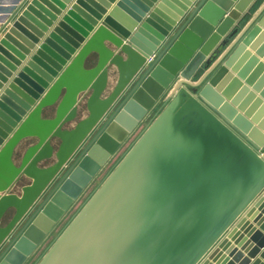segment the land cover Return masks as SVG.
Instances as JSON below:
<instances>
[{"label": "water", "instance_id": "water-1", "mask_svg": "<svg viewBox=\"0 0 264 264\" xmlns=\"http://www.w3.org/2000/svg\"><path fill=\"white\" fill-rule=\"evenodd\" d=\"M255 1L13 2L0 17V250L49 194L0 264L32 257L174 85L37 264H260L264 4L239 30ZM242 232L256 247L243 261Z\"/></svg>", "mask_w": 264, "mask_h": 264}, {"label": "rangeland", "instance_id": "rangeland-1", "mask_svg": "<svg viewBox=\"0 0 264 264\" xmlns=\"http://www.w3.org/2000/svg\"><path fill=\"white\" fill-rule=\"evenodd\" d=\"M264 0H256L250 10H248L246 16L239 23V30H241L247 25V23L252 19L254 15L260 10L263 6ZM207 70H202L198 73L197 77L192 81L193 83H198V80L205 74ZM177 85H174L169 91H167L164 96L161 98V101L156 105V107L148 113L144 120H142L139 125L132 132L131 136L126 140V142L116 151L115 156L101 169L102 171L99 175L94 179V181L88 186L89 188L83 193L81 198L75 203L74 207L66 214V216L61 220L54 230L50 233V235L46 238L44 243L38 247V249L34 252L32 257L25 264H37L43 255L50 249V246L58 239L57 237L67 228L70 224L71 220L83 209L85 203L96 193L99 189L100 185L111 175V173L115 170L116 166L119 162L127 155L128 151L132 148L134 143L142 136L141 134L148 128V126L157 118V116L165 109V107L170 103V94L175 89ZM195 89H190V93L197 95L198 91ZM180 90L176 91L179 92ZM89 143V142H88ZM88 143L83 146L81 152L75 159L65 168V173L71 168V166L76 162V160L81 156L82 151L87 147ZM53 162V161H51ZM50 162V163H51ZM62 175V177L65 175ZM29 181L22 180L21 185L16 187L17 194H21V187L29 185ZM49 194V193H48ZM48 194L41 199V201L37 204V206L32 210V212L22 221V223L17 228L14 235L9 239L8 243L4 245L2 250H0V256L5 251V249L13 242L16 235L24 229L27 225H29L32 219V216L37 212L41 202L44 201V198L48 196ZM12 217V213H8L7 216L3 219V225H6L7 222Z\"/></svg>", "mask_w": 264, "mask_h": 264}, {"label": "crops", "instance_id": "crops-1", "mask_svg": "<svg viewBox=\"0 0 264 264\" xmlns=\"http://www.w3.org/2000/svg\"><path fill=\"white\" fill-rule=\"evenodd\" d=\"M14 1L15 0H0V17L5 15L6 11L12 6V4H14L13 3ZM73 3H74V1H73ZM109 82H110L111 87L113 88V86L115 84V76ZM85 116H86V111L83 109L82 113L80 114V118H84ZM24 180L29 181L26 178ZM29 183H30V181H29ZM11 193L14 194V195L17 194V190L15 189ZM17 195H19V194H17ZM250 226L252 228H255L256 230L259 229V228H257V225L253 221L250 224ZM242 233H243L242 236H245L246 237V243H244L241 248H238L237 245H235V244L232 245L233 251L235 253L236 252H240L243 255V258H242L241 261H243L244 259H249L248 258V254H249V251H250L249 249L250 248H253V249L256 248L254 246V242H251V238H250L249 234L247 235L246 232H242ZM253 249H252V251H253ZM234 252L233 253L231 252L230 254L227 255V257H228L229 260H232V255L234 254ZM262 253H264V248H263V250H260V254L255 257V260H259L260 261V264H264V258L261 257L262 256ZM253 262L254 261L249 260V263L250 264H252ZM237 264H239V263H237Z\"/></svg>", "mask_w": 264, "mask_h": 264}, {"label": "flooded vegetation", "instance_id": "flooded-vegetation-1", "mask_svg": "<svg viewBox=\"0 0 264 264\" xmlns=\"http://www.w3.org/2000/svg\"><path fill=\"white\" fill-rule=\"evenodd\" d=\"M21 185V183H19L16 187H18V186H20Z\"/></svg>", "mask_w": 264, "mask_h": 264}]
</instances>
